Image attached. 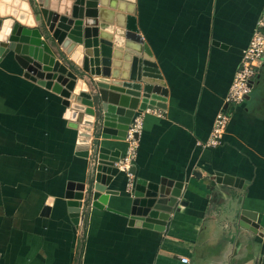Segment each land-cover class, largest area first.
<instances>
[{"label": "crops", "instance_id": "obj_1", "mask_svg": "<svg viewBox=\"0 0 264 264\" xmlns=\"http://www.w3.org/2000/svg\"><path fill=\"white\" fill-rule=\"evenodd\" d=\"M134 4L139 34L165 81L152 92L165 99L122 112L131 120L143 115L131 174L119 166L129 146L124 134L95 126L92 136H80L66 97L54 90L56 81L44 83L45 67H31L27 47L75 66L81 73L73 92L81 100L71 102L90 108L99 87L126 85L133 55L123 52L116 79L98 73L96 62L83 70L94 42L66 54L42 27L15 50L2 44L0 264H264V62L244 102L226 104L264 0ZM224 106L231 117L222 143L205 147ZM98 172L111 190L104 199ZM140 180L159 197L176 198L171 210L133 212L134 198L145 196Z\"/></svg>", "mask_w": 264, "mask_h": 264}, {"label": "water", "instance_id": "obj_2", "mask_svg": "<svg viewBox=\"0 0 264 264\" xmlns=\"http://www.w3.org/2000/svg\"><path fill=\"white\" fill-rule=\"evenodd\" d=\"M134 12V0H0V54L6 50L3 43H8L7 49L15 50L17 43L25 39L31 29H37L41 34V28L44 27L50 32L47 35L52 36L66 54H70L79 43L87 47H93V42L98 44L94 52L87 51L83 65L86 72H90L91 64L96 62L101 66L97 70L98 73L107 78L112 76L118 79L121 75L122 66L119 65L123 52L133 55L130 73L128 76L127 73L123 75L126 85L109 82L111 84L108 88L99 87V94L94 95L97 108H90L79 102H71L75 99L81 100L73 92L81 73L75 66L65 61L60 62L52 51L44 50L43 47H27V59L32 61L31 67H45L47 77L44 83L50 85L56 81L54 90L66 97V116L78 127L80 136H92L95 126H101L102 131L112 128L125 136L131 118L123 115L120 109L129 111L146 109L149 105L160 106L163 105L161 101L165 99L164 96L152 92L157 89L153 85H164L165 81L148 44L139 34ZM93 54L99 55V58L93 59ZM112 55L118 57V60H114V71L110 68ZM26 75L33 80L37 79L30 73ZM132 83H135V86ZM85 122L93 127H89ZM106 150L101 148V158L107 157L104 154ZM130 171L134 172V167H131ZM106 178V174L97 173L96 188L104 192L103 199L111 192L104 186ZM138 183L137 188L142 189L139 191L145 196L134 198L133 212L146 214L152 208L171 210L170 206L176 202V198L159 197L158 191L144 187L145 181L140 180ZM242 213L250 214L245 210Z\"/></svg>", "mask_w": 264, "mask_h": 264}, {"label": "built area", "instance_id": "obj_3", "mask_svg": "<svg viewBox=\"0 0 264 264\" xmlns=\"http://www.w3.org/2000/svg\"><path fill=\"white\" fill-rule=\"evenodd\" d=\"M264 62V9L255 27L249 45L244 50L240 66L226 96L227 105H238L246 99L251 92L253 83L260 72ZM231 112L226 106L221 108L215 117V121L209 138L201 144L205 147H216L222 143L230 120ZM143 128V115L133 114V118L126 131L125 138L129 143L127 152L119 162V166L131 174L130 168L138 151L139 133ZM131 184V183H130ZM187 262L188 258H183Z\"/></svg>", "mask_w": 264, "mask_h": 264}, {"label": "bare ground", "instance_id": "obj_4", "mask_svg": "<svg viewBox=\"0 0 264 264\" xmlns=\"http://www.w3.org/2000/svg\"><path fill=\"white\" fill-rule=\"evenodd\" d=\"M120 111H121V113H122V112H125V113L127 112V111L124 110V109H120ZM125 113H123V115H127V114H125ZM129 113H130V112H129Z\"/></svg>", "mask_w": 264, "mask_h": 264}, {"label": "rangeland", "instance_id": "obj_5", "mask_svg": "<svg viewBox=\"0 0 264 264\" xmlns=\"http://www.w3.org/2000/svg\"><path fill=\"white\" fill-rule=\"evenodd\" d=\"M92 86H93V90H94V88H95V84H92ZM97 90V88H95V91ZM96 102H95V107L97 108V106H96Z\"/></svg>", "mask_w": 264, "mask_h": 264}]
</instances>
